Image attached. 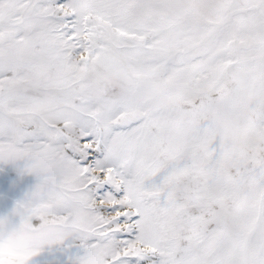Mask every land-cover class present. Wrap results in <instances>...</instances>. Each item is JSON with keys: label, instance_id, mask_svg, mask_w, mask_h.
Returning <instances> with one entry per match:
<instances>
[{"label": "snow or ice", "instance_id": "6c2138e0", "mask_svg": "<svg viewBox=\"0 0 264 264\" xmlns=\"http://www.w3.org/2000/svg\"><path fill=\"white\" fill-rule=\"evenodd\" d=\"M0 162L79 264H264V0H0Z\"/></svg>", "mask_w": 264, "mask_h": 264}, {"label": "rangeland", "instance_id": "374dc122", "mask_svg": "<svg viewBox=\"0 0 264 264\" xmlns=\"http://www.w3.org/2000/svg\"><path fill=\"white\" fill-rule=\"evenodd\" d=\"M24 164L0 162V217L14 216L16 205L23 201L36 187L38 180L34 175L24 172ZM83 242L70 236L60 244H53L35 258L33 264H79L84 256Z\"/></svg>", "mask_w": 264, "mask_h": 264}, {"label": "clouds", "instance_id": "9594fccd", "mask_svg": "<svg viewBox=\"0 0 264 264\" xmlns=\"http://www.w3.org/2000/svg\"><path fill=\"white\" fill-rule=\"evenodd\" d=\"M0 217V264H33L46 247L47 238L34 230L30 222Z\"/></svg>", "mask_w": 264, "mask_h": 264}]
</instances>
